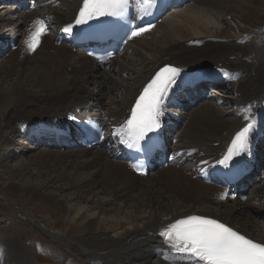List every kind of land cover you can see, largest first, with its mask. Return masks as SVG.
I'll return each mask as SVG.
<instances>
[{
  "label": "bare ground",
  "instance_id": "obj_1",
  "mask_svg": "<svg viewBox=\"0 0 264 264\" xmlns=\"http://www.w3.org/2000/svg\"><path fill=\"white\" fill-rule=\"evenodd\" d=\"M219 1L189 0V5L173 10L137 36L139 39H132L129 45L137 41L139 49L148 51V58L136 54L133 63L140 66L137 71L129 67L135 76L126 81L132 84L113 81L112 74L116 70L125 73L122 70L125 67L113 64L110 71H103L79 49L73 51L66 45H56L48 36L41 40L33 55L16 50L0 64V151L18 150L20 157L29 150L23 143H15L16 140L35 142L28 161L21 162L16 169L5 163L15 155H0V169L8 175L6 180L0 175V183L6 192L26 196L23 199L27 204H35L47 213L44 219L50 229L59 230L64 225L66 232L73 231L75 234L70 237L62 233L63 241L67 239L65 242L78 254H88L87 264H171L165 245L155 234L167 224L191 215L219 220L264 243V232L259 227L256 230V223L250 219L258 211L254 206L240 202L241 195L233 201L229 195H219L223 190L194 180L188 168L170 164L144 179L132 174L105 150L65 151L61 146L55 147L48 138H42L48 122L61 121L65 114L77 110L78 115L95 117L109 128L120 124L150 75L162 65H174L185 74L221 75L223 84L235 81L231 95L236 106L230 113L217 108L213 101L193 113L190 112L193 107L188 105L186 111L176 112L180 120L175 125L181 131L175 136L177 143L172 144L171 151L174 155L182 152L177 162L195 160L199 172L212 171L232 134L244 125V115L251 117L260 107L264 108V33L250 34L247 40L231 35L230 40L225 38L228 42L220 41L222 31L210 16L219 21L217 12L223 14ZM80 2L41 0L40 8L45 13L35 9L19 14L22 22L16 23L17 35L0 31V38L19 40L22 26L25 31L26 23L37 16L56 20L61 33L70 24ZM8 20L9 17L5 21L7 28ZM94 71L100 74L99 80H92ZM225 73L238 78L230 79ZM89 82L92 90H88ZM200 85L199 89L203 84ZM104 89L120 95L121 101L111 107L114 101L102 100ZM185 119L187 122L183 123ZM33 130L39 133L33 134ZM262 141L258 142L257 149L263 146ZM14 146L19 148L13 149ZM260 162L256 159L255 166ZM31 170L37 171L36 178L28 175ZM33 180L41 184L36 186ZM244 182L247 186V181ZM66 184L76 191L73 192L75 206L60 199L59 191L67 190ZM258 196L264 197V189ZM79 201L86 202L88 207H80ZM56 212L59 218L50 221ZM259 213L264 216V209Z\"/></svg>",
  "mask_w": 264,
  "mask_h": 264
},
{
  "label": "rangeland",
  "instance_id": "obj_2",
  "mask_svg": "<svg viewBox=\"0 0 264 264\" xmlns=\"http://www.w3.org/2000/svg\"><path fill=\"white\" fill-rule=\"evenodd\" d=\"M219 2L223 6V14L222 11L220 13L217 12L216 14V16L217 15L219 16V21L216 18H214V16H212L211 14L210 16L215 20L216 25L220 27L222 31L221 32L222 34L219 37V39H221L220 41L228 42L227 39L230 40L232 38L231 35L240 36L242 37V39L247 40L249 39L250 34L259 33V32L264 33V0H244V2H242V0H236V1L220 0ZM187 5H189V3L186 4V6ZM6 11H8L7 12L8 15L5 14ZM14 15L15 13L12 4H8L7 2H2V0H0V31L2 32L4 31L5 34L6 32H8V34L9 33L11 34L15 32V30L19 29V27L16 25L17 21L15 20ZM8 17H9L8 21H10V24L7 28L5 21H7ZM18 20L21 24L22 21H20V19ZM22 31H23V26L21 30V37L24 34V31L23 32ZM229 36L231 38H229ZM49 38L52 39V36H50ZM138 44L139 43H137V41L132 42L128 46L129 48L127 47V49L124 52H122L123 54L118 58L114 59V61L111 62V65H109V67L114 65L125 67V69L124 68L122 69L123 71H125V73H121V71L116 70L112 74L113 81L116 82L117 84L119 83L122 84L124 81L127 82L126 80L131 79L133 78V76H135L131 69L137 71L138 68H140V66H136L138 64L133 63L136 58V54H140L148 58L147 55L148 51L139 49ZM8 57L10 56L6 55L5 57L1 58L0 64L2 63V61H4V59H7ZM129 60H132L133 65L132 63H128ZM103 71H110V70L105 69ZM92 78H93L92 80L94 81L99 80L100 74L94 71L92 72ZM128 84H132V82ZM124 85L126 84L124 83ZM92 88L93 85L89 82L88 90L89 89L92 90ZM94 88H96V85ZM228 89L233 91L235 89V84H230ZM96 91L97 89H95V92ZM102 93H103V98L102 97L101 98L104 102H110L111 100L114 101L115 105H112L111 107L116 106L119 103V101H121L120 95H118L115 92H111L109 90L104 89ZM207 96L208 98L204 97L201 101L198 100L200 98L199 96V98H197V100L195 101V106H193L190 112L193 113V111H198V109H200L202 106H205L206 103L209 101L215 102L217 108L223 109L228 113H230V111L233 110L236 106L235 100L232 95L231 96L229 95V97L228 96L222 97L221 93L220 94L212 93L211 97L208 94ZM88 102L91 103L90 101H87L86 103ZM187 105L192 107L191 105L185 103L184 109ZM227 119L229 118H225V120ZM179 120H180V116H179ZM186 122L187 120L185 119V122L183 123ZM179 131L181 130L179 129L177 134L179 133ZM9 139L14 141L15 137L9 136ZM171 140L173 141L172 138L170 139V142ZM16 141L17 142L15 143H19V144L23 143L24 148L25 149L28 148L29 152H26L25 154L19 157L21 153H19L20 151L18 150H13V151L11 150L8 153L4 151H0V155L1 154L3 155V153H5L7 157H9L10 155H15V157H9L8 160L5 162L6 165L8 164V167L14 169L20 167L21 162L26 163L30 157L31 151L35 150V145H33L35 142H30L31 143L30 144L29 142L23 139H17ZM262 143L263 146L262 147L259 146L256 153L257 156L256 159L258 160L260 159L261 161L260 165L258 166V169L256 170L257 175L255 176V179L258 180L259 182L256 186L253 185L251 186V184L247 182L248 184L247 186H250V188L247 192L246 201H244V203L248 204V206L252 205L255 207L256 210H258L254 212V217L252 216V218L250 219L252 222L254 221L256 223L255 224L256 230L260 228L262 232H264V216H262V214L259 213L260 209H264V197L258 196V193L262 189H264V141H262ZM179 144L182 147L184 145V142ZM17 147L19 148V146H14L13 149H17ZM41 148H45V147H41ZM47 148L49 149L48 146ZM79 150L84 151L88 149H83V150L79 149ZM195 157L196 156H193V158ZM194 161L195 160H193L192 163H195ZM170 166L171 165H169V167ZM181 167L190 169L191 165L188 163ZM4 171L5 170L0 169V175L3 176L4 180H6V178H8V175L6 174V171L5 173H3ZM154 171H160V170L156 169ZM154 171L149 172L148 175L144 176L143 178L145 179L149 177L152 173H154ZM28 175H32L34 178H36L37 171L31 170ZM33 183L36 186L41 184L36 180H33ZM65 186L68 189L59 191L60 199L64 202L67 203L69 202L70 206H75L76 201L74 200L75 197L73 195V192L76 191L69 189V185L67 184ZM4 189L6 188H4V186H2V184L0 183V264H85L86 263V257L88 254H84V255L78 254L75 251V249L70 248L69 244L65 242L67 239L63 241L64 238H62V233H65L67 231V226H64L62 224L63 226H61L59 230L50 229L46 225L44 219L48 217L47 213H45L40 207L35 206V204L32 203L27 204L23 199V197L26 196L12 194L6 192ZM47 191H50V189H47ZM13 192H18V190ZM239 198L240 197L232 198L231 201L236 199L239 200ZM86 199L90 200V198L88 197H86ZM239 201L243 203L241 199ZM79 205L80 207L85 209L88 207L86 202L83 201H81ZM57 216L58 214L57 215L53 214L50 221H52V219L59 218ZM74 234L75 233L73 231L66 232L65 236L70 237L73 236Z\"/></svg>",
  "mask_w": 264,
  "mask_h": 264
},
{
  "label": "snow or ice",
  "instance_id": "obj_3",
  "mask_svg": "<svg viewBox=\"0 0 264 264\" xmlns=\"http://www.w3.org/2000/svg\"><path fill=\"white\" fill-rule=\"evenodd\" d=\"M143 2L154 7L157 0ZM83 3L84 6L81 7L75 24L67 25L63 29L65 33L72 35L76 25L87 23V20L83 19L85 16L91 19L97 13L104 15L105 7L110 9L108 15H119L128 0H83ZM34 23L39 26L30 32L28 40L25 41L30 51L36 50L40 37L47 30L43 20ZM151 27L149 24L146 28L133 30L131 36H138ZM180 74L181 69L165 65L144 87L132 108L131 118L125 121L132 142L125 141L120 133L113 132V135H120L121 142L126 143L129 148L147 151L150 148L148 134L161 126L160 117L164 114L165 98L176 85ZM225 75L230 79L238 78L235 74ZM244 121V125L235 133L223 159L218 161L225 168L232 167L237 157L250 153L251 138L256 130L255 117L245 114ZM124 126L122 124L121 129ZM88 127L97 131L100 138H103L101 129L93 125ZM159 235L166 245L171 264H177L178 261H187L188 264H264V243L246 238L216 219L200 215L186 216L162 228Z\"/></svg>",
  "mask_w": 264,
  "mask_h": 264
}]
</instances>
